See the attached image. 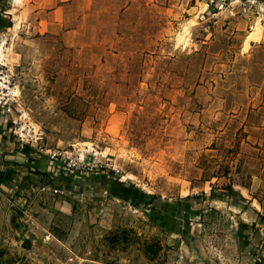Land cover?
<instances>
[{"label": "rangeland", "instance_id": "374dc122", "mask_svg": "<svg viewBox=\"0 0 264 264\" xmlns=\"http://www.w3.org/2000/svg\"><path fill=\"white\" fill-rule=\"evenodd\" d=\"M0 20V264H264V0H0ZM33 145L113 168L52 196Z\"/></svg>", "mask_w": 264, "mask_h": 264}, {"label": "built area", "instance_id": "2783aa9c", "mask_svg": "<svg viewBox=\"0 0 264 264\" xmlns=\"http://www.w3.org/2000/svg\"><path fill=\"white\" fill-rule=\"evenodd\" d=\"M4 114L11 118L14 116V112L7 109ZM7 121V120H6ZM22 147H25V143H21ZM33 150L30 151V156L37 159L45 158L48 162V171L55 176H62L69 180H82L92 177L98 172H110V165H105V167L98 163H93L84 156H78L73 151L64 148L46 149L41 145H33ZM27 147V146H26ZM114 170V169H113ZM42 192L49 193L52 196H62V197H74L80 195L81 198L79 202H84L86 198L82 195L83 193H78L72 189L65 186H55L51 183L44 185L41 188Z\"/></svg>", "mask_w": 264, "mask_h": 264}, {"label": "crops", "instance_id": "0c3cea01", "mask_svg": "<svg viewBox=\"0 0 264 264\" xmlns=\"http://www.w3.org/2000/svg\"><path fill=\"white\" fill-rule=\"evenodd\" d=\"M36 164L37 165L31 167V169L32 170H35V169H39V167L41 168V169H39V171L40 172H43V174L41 175V177H43V183H44L43 186L46 185V184H49V183H51V184H53L55 186H58V187L59 186L60 187L61 186H65V185L67 186L68 185L67 183L68 182L70 183V181H72L71 184H72V187L73 188H70V187H68V188L73 189V190H76L78 192L79 191L81 192V189H80L81 185L79 183V180L73 181V180L65 179L62 176H55L52 173H50L48 171V162H47L46 159H38L36 161ZM78 187H79V189H78Z\"/></svg>", "mask_w": 264, "mask_h": 264}, {"label": "trees", "instance_id": "16d2710c", "mask_svg": "<svg viewBox=\"0 0 264 264\" xmlns=\"http://www.w3.org/2000/svg\"><path fill=\"white\" fill-rule=\"evenodd\" d=\"M0 27H3V23L2 21L0 20ZM97 176V177H96ZM101 176H104V174H102L101 172H98L96 173V175H93L92 177H89V178H86V179H82V180H79V183L80 185L83 186L84 182L85 181H89L91 179H94L95 177L98 178V177H101ZM73 190V189H72ZM230 191L232 192V194H235V191L233 188H230ZM148 197L150 198V200H154L155 198V195H148Z\"/></svg>", "mask_w": 264, "mask_h": 264}, {"label": "bare ground", "instance_id": "6f19581e", "mask_svg": "<svg viewBox=\"0 0 264 264\" xmlns=\"http://www.w3.org/2000/svg\"><path fill=\"white\" fill-rule=\"evenodd\" d=\"M20 1V0H19ZM258 27V26H257ZM249 37L250 36H253V32L250 34V35H248ZM254 38V37H253ZM253 41V40H252ZM250 43V42H249ZM247 45V44H246ZM247 48H248V46H247Z\"/></svg>", "mask_w": 264, "mask_h": 264}]
</instances>
